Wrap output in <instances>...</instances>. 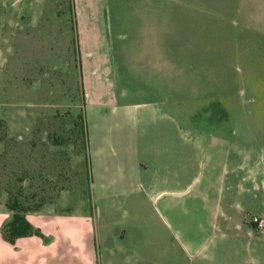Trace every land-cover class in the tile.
<instances>
[{"label": "crops", "instance_id": "obj_1", "mask_svg": "<svg viewBox=\"0 0 264 264\" xmlns=\"http://www.w3.org/2000/svg\"><path fill=\"white\" fill-rule=\"evenodd\" d=\"M136 2L139 25L132 35L117 32L132 39L120 48L123 68L132 78V102L125 99V86L114 93L113 107L103 103V96L96 106L85 96L91 198L95 161L100 164L98 195L120 196L115 209L122 232L113 237L115 248L100 244L105 241L101 216L107 204L88 208L82 198L63 208L29 210L31 229L11 236L3 225L12 211L0 198V264H154L159 242L163 257L183 255L182 264H241L234 257L239 251L235 239L242 241V231L252 228L264 231L242 213L250 204L256 209L250 214L264 218V147L259 145L257 172L250 162L251 128L220 121L219 115L235 101L234 92L220 96L221 60L214 47L200 53L205 48L193 38L187 50L196 54L172 57L173 16L179 11L200 16L210 2H222L235 12L236 27L262 26L264 31V0L256 8L249 0ZM236 66L242 70L241 64ZM238 92L243 100V89ZM253 262L264 264L259 258Z\"/></svg>", "mask_w": 264, "mask_h": 264}, {"label": "rangeland", "instance_id": "obj_2", "mask_svg": "<svg viewBox=\"0 0 264 264\" xmlns=\"http://www.w3.org/2000/svg\"><path fill=\"white\" fill-rule=\"evenodd\" d=\"M254 2V8L261 3H248ZM208 7L200 16L185 11L173 16L172 57L196 54V50H187L192 38L205 48L200 53L212 52L206 48L214 47L221 60L220 96L228 91L235 96L232 109L222 112L220 121L251 128L250 162L258 172L259 145L264 147V31L262 26L236 27L235 12L222 2H210ZM137 8L136 0H0V198L5 203L16 198L17 208L28 211L63 208L82 198L88 208L91 203L102 208L107 204L109 209L101 216L103 249H114V238L122 232L115 209L120 196L98 195L100 164L94 156L95 197L89 194L85 96L94 106L101 102L98 96H103V103L113 107L114 93L125 86V99L132 102V78L123 68L120 53L122 45L132 39H122L117 32L132 35L142 17ZM240 88L243 100H239ZM96 147L103 150L99 143ZM249 206L243 215L251 216L256 210ZM252 230L242 231V241L235 239L239 251L234 257L241 264H254L256 258L264 261V231ZM156 245L154 264L186 261L180 254L163 257L162 243ZM248 257L252 259L245 263Z\"/></svg>", "mask_w": 264, "mask_h": 264}, {"label": "trees", "instance_id": "obj_3", "mask_svg": "<svg viewBox=\"0 0 264 264\" xmlns=\"http://www.w3.org/2000/svg\"><path fill=\"white\" fill-rule=\"evenodd\" d=\"M80 114V113H79ZM87 130H86V121H85V143L87 144ZM87 158L88 161H90L89 153L87 151ZM89 194H90V188H89ZM16 198H9L7 199V206L11 208L12 214L11 218L7 220L4 225L3 229H7V234L11 236H15L18 234H24L28 232L31 229V221L28 219V210H21L17 208Z\"/></svg>", "mask_w": 264, "mask_h": 264}, {"label": "built area", "instance_id": "obj_4", "mask_svg": "<svg viewBox=\"0 0 264 264\" xmlns=\"http://www.w3.org/2000/svg\"><path fill=\"white\" fill-rule=\"evenodd\" d=\"M251 220L256 222L257 227H263L264 226V218L258 214H252Z\"/></svg>", "mask_w": 264, "mask_h": 264}]
</instances>
